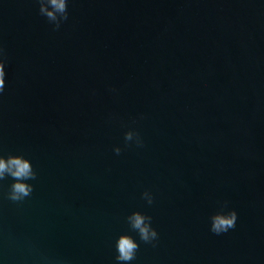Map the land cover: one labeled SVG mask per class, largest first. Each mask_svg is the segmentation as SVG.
Wrapping results in <instances>:
<instances>
[{
	"label": "water",
	"instance_id": "obj_1",
	"mask_svg": "<svg viewBox=\"0 0 264 264\" xmlns=\"http://www.w3.org/2000/svg\"><path fill=\"white\" fill-rule=\"evenodd\" d=\"M39 2L0 0V156L35 173L0 180V264H118L122 235L128 264H264V0Z\"/></svg>",
	"mask_w": 264,
	"mask_h": 264
},
{
	"label": "clouds",
	"instance_id": "obj_2",
	"mask_svg": "<svg viewBox=\"0 0 264 264\" xmlns=\"http://www.w3.org/2000/svg\"><path fill=\"white\" fill-rule=\"evenodd\" d=\"M68 5L69 0H40L39 13L45 17L49 23L54 25V29H59L61 24L68 19ZM6 64L3 60V49L0 48V94H3L6 86ZM126 140L132 139V133L126 134ZM119 149H117V152ZM6 177H11L13 183L10 186L8 198L12 201H21L29 196L32 192V186L23 181L35 179V173L32 169L31 163L21 156H0V180ZM144 196L151 204L152 200L147 193ZM150 217L140 213H133L128 217L130 227L135 230L139 239L144 243H151L157 239L156 231L150 226ZM211 223V231L219 235L227 232L230 228L235 227L237 220L236 213L229 212L226 214L220 213L214 215ZM139 245L135 240L128 236L122 235L116 241V261L118 264H128L136 258V251Z\"/></svg>",
	"mask_w": 264,
	"mask_h": 264
}]
</instances>
